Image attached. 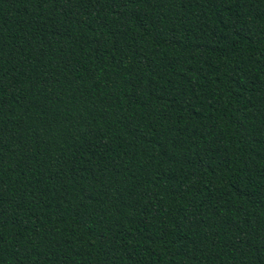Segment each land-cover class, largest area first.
Listing matches in <instances>:
<instances>
[{"label":"trees","instance_id":"16d2710c","mask_svg":"<svg viewBox=\"0 0 264 264\" xmlns=\"http://www.w3.org/2000/svg\"><path fill=\"white\" fill-rule=\"evenodd\" d=\"M0 264H264V0H0Z\"/></svg>","mask_w":264,"mask_h":264}]
</instances>
